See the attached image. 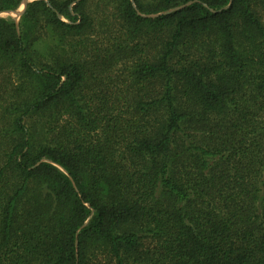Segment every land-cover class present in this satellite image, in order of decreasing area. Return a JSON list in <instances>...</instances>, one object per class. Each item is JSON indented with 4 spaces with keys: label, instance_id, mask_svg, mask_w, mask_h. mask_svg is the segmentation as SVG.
Masks as SVG:
<instances>
[{
    "label": "trees",
    "instance_id": "16d2710c",
    "mask_svg": "<svg viewBox=\"0 0 264 264\" xmlns=\"http://www.w3.org/2000/svg\"><path fill=\"white\" fill-rule=\"evenodd\" d=\"M0 264H264V0L0 18Z\"/></svg>",
    "mask_w": 264,
    "mask_h": 264
},
{
    "label": "rangeland",
    "instance_id": "374dc122",
    "mask_svg": "<svg viewBox=\"0 0 264 264\" xmlns=\"http://www.w3.org/2000/svg\"><path fill=\"white\" fill-rule=\"evenodd\" d=\"M30 1H32V0H26L24 4H23V2H24L23 1L20 4V6L16 10H14V11L0 13V18L3 19V20H5V21H8V22H13L15 25H17L19 23L20 17L22 16V13H23V11L25 9L26 4L27 3H30ZM181 6H183V5H181Z\"/></svg>",
    "mask_w": 264,
    "mask_h": 264
},
{
    "label": "water",
    "instance_id": "95a60500",
    "mask_svg": "<svg viewBox=\"0 0 264 264\" xmlns=\"http://www.w3.org/2000/svg\"><path fill=\"white\" fill-rule=\"evenodd\" d=\"M25 1L26 0H24V2H23V4L25 3ZM24 6V5H23ZM186 5H183V6H180V7H178L177 9H181V8H183V7H185ZM23 10V9H22Z\"/></svg>",
    "mask_w": 264,
    "mask_h": 264
}]
</instances>
